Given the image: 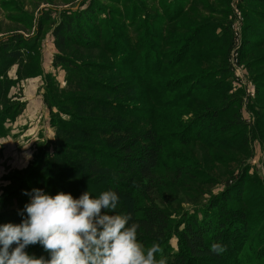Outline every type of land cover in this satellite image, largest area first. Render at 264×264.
Listing matches in <instances>:
<instances>
[{
  "label": "rangeland",
  "instance_id": "374dc122",
  "mask_svg": "<svg viewBox=\"0 0 264 264\" xmlns=\"http://www.w3.org/2000/svg\"><path fill=\"white\" fill-rule=\"evenodd\" d=\"M89 8L94 10L99 34H94L90 48L69 47L65 52L84 71L99 73L105 80L124 75L117 83L119 93L126 94L122 87L135 89L144 102L129 105L150 111L151 119L139 114L142 123L138 125L156 131L158 142L161 137L165 140L160 142L163 154L153 188L139 191L137 204L155 203L174 224L213 197L226 195L236 181L240 193L231 190V198L225 201L230 209L246 212L248 225L239 236L234 260L264 253V18H258L259 11L264 13V0H0V36L18 28L11 22L14 18L28 19L29 36L41 37L40 64L50 71L56 52L53 25L63 13ZM43 16L47 25L40 27L38 19ZM50 75L56 77L51 89L58 99L69 97L67 91L74 83L70 74L68 80L60 69ZM40 81L11 89L13 100L28 104L0 138V197L9 190L10 177L35 161V143L53 137ZM174 83L176 90L170 87ZM161 85L166 91L158 99ZM207 85L221 93L210 98L213 103L201 98L208 92ZM144 86L148 94L142 97ZM188 90L193 91L194 100L184 95ZM167 96L177 102L165 105ZM215 98H220L219 103ZM207 102L208 112L213 109L227 122L221 129L215 126V135L206 136L202 143L192 141L187 124L204 111ZM52 111L59 113L56 107ZM196 131L202 134L201 129ZM181 138L185 146L178 144ZM168 244L176 250L174 236Z\"/></svg>",
  "mask_w": 264,
  "mask_h": 264
},
{
  "label": "trees",
  "instance_id": "16d2710c",
  "mask_svg": "<svg viewBox=\"0 0 264 264\" xmlns=\"http://www.w3.org/2000/svg\"><path fill=\"white\" fill-rule=\"evenodd\" d=\"M8 6L14 8L12 4ZM93 12V8H89L74 14L63 13L51 30L56 50L51 67L65 71L67 80L70 74L74 82L73 88L67 91L71 94L64 100L58 99L59 95L51 89L56 77L50 72H43L40 64L41 44L38 43L41 37L29 36L31 22L16 17L11 22L17 24L18 28L9 35L0 36V138L9 130L6 125L14 123L26 106L25 101L13 100L11 89L24 80L42 74L46 82L45 87L43 82L42 100L49 112V126L53 128L51 139L35 143V161L10 177L9 190L0 197V226L20 224L26 218V213L23 216L19 214L30 201V197L23 193L31 192L33 188L43 189L52 196L58 192L70 193L74 198H79L88 190L95 198L111 189L120 197L117 211L130 214V222L140 225L138 239L146 247L154 241L161 245L167 264H264V253L260 252L241 261L234 260L239 236L248 225L246 212L230 209L225 201L231 198V190H235V195L240 193V185L237 187L236 181L229 185L226 195L213 197L174 224L170 216L155 203L137 204V193L153 188L155 170L163 154L160 142L165 140L161 137L158 142L156 131L138 125L139 121L142 123L139 114L151 119L150 111L129 105L128 102H144L135 89L126 86L122 87L126 94L119 93L121 87L117 83L125 78L124 75L105 80L99 73L84 71L85 67L65 52L69 47L88 49L92 46V40L96 39L94 34L100 32ZM259 13L258 18H264V13ZM46 21L47 17L43 16L38 19V25L44 27ZM12 71L15 77L10 76ZM114 82L116 85H113ZM161 87H158V99L166 91ZM170 87L176 90V83ZM205 89L208 92L201 98L211 103L210 98L221 96L214 85H207ZM147 90L144 86L142 97L148 94ZM75 91L78 93L74 94ZM193 94L191 90L184 93L191 100H194ZM219 99L215 98L214 102L219 103ZM175 101L177 99L174 97L163 98L165 105ZM57 102L62 103L57 106ZM55 107L61 114L52 111ZM210 108L208 103L204 111L187 124L192 132V141L202 143L206 136H210L216 128L221 129V125L227 122L220 118L222 114L215 113L213 109L208 112ZM165 113L161 112L162 115ZM197 129H201L203 135L197 134ZM184 142L181 138L178 144L185 146ZM172 236L177 240L174 251L168 244ZM214 242L225 245L227 250L220 255L212 253L209 247ZM25 250L36 258H50L39 244L29 245ZM157 258H160L159 255Z\"/></svg>",
  "mask_w": 264,
  "mask_h": 264
},
{
  "label": "clouds",
  "instance_id": "9594fccd",
  "mask_svg": "<svg viewBox=\"0 0 264 264\" xmlns=\"http://www.w3.org/2000/svg\"><path fill=\"white\" fill-rule=\"evenodd\" d=\"M23 194L30 197L19 213L26 218L0 226V264H167L161 245L154 241L146 247L138 239L140 225L117 211L120 197L111 189L95 198L89 190L79 198L40 188ZM36 244L49 259L26 252ZM209 250L220 255L227 249L214 242Z\"/></svg>",
  "mask_w": 264,
  "mask_h": 264
},
{
  "label": "crops",
  "instance_id": "0c3cea01",
  "mask_svg": "<svg viewBox=\"0 0 264 264\" xmlns=\"http://www.w3.org/2000/svg\"><path fill=\"white\" fill-rule=\"evenodd\" d=\"M53 45V44H52ZM49 47V46H48ZM44 51V50H43ZM42 69H43V72L44 73H47V72H54L55 70H59L60 68H57V69H53L52 67H51V69H50V71H48L47 69H45V67L43 68L42 67ZM61 70V69H60ZM61 71H63V70H61ZM10 76L11 77H15V75H14V72L12 71L11 73H10ZM34 79H37V80H39L40 81V76H37V77H35V78H30V79H27V80H24V81H22L20 84H21V86H23L25 83H28V81L29 82H31L32 80H34ZM20 84H18L17 86H19ZM40 85H41V90H42V93H41V99H42V94H43V88H42V83H41V81H40ZM40 100V99H39ZM26 102V101H25ZM42 102H43V100H42ZM28 104V101H27V103H26V105ZM43 105H44V103H43ZM44 107H45V105H44ZM25 110V109H24ZM23 110V111H24ZM22 113H24V112H22ZM22 113H21V115H22ZM20 115V116H21ZM19 116V117H20ZM18 117V118H19ZM17 118V119H18ZM17 119H16V121L14 122V123H11V126H13L16 122H17ZM24 128H27L26 126L24 127Z\"/></svg>",
  "mask_w": 264,
  "mask_h": 264
}]
</instances>
